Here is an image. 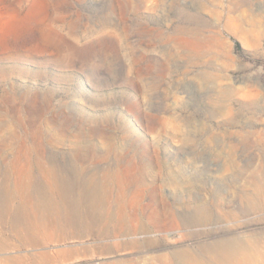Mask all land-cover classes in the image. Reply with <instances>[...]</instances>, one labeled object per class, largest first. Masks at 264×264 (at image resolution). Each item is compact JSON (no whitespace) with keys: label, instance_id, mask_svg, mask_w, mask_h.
Segmentation results:
<instances>
[{"label":"rangeland","instance_id":"374dc122","mask_svg":"<svg viewBox=\"0 0 264 264\" xmlns=\"http://www.w3.org/2000/svg\"><path fill=\"white\" fill-rule=\"evenodd\" d=\"M17 170L28 202L0 212V264H119L232 236L264 261V0H0L1 197ZM91 178L142 180L214 218L162 246L26 233Z\"/></svg>","mask_w":264,"mask_h":264},{"label":"bare ground","instance_id":"6f19581e","mask_svg":"<svg viewBox=\"0 0 264 264\" xmlns=\"http://www.w3.org/2000/svg\"><path fill=\"white\" fill-rule=\"evenodd\" d=\"M45 170V168H42L43 173L48 172ZM22 173H24V171ZM16 175L17 179H15V181L13 180V184L4 188V194L2 193L4 197H1L2 195L0 196V212L9 213L12 218L17 211L14 209L13 198L17 195L19 196V206L17 207L20 209H24L23 207L26 205V202H28L27 198H22L24 188L27 186L25 183L26 181H23L25 179H20L22 176L19 173ZM26 176L28 177V174ZM46 177L45 179H47ZM169 178L172 179L171 176ZM136 180L137 181H134L135 183H132V181L128 183L121 180L115 183H105L104 181L102 183L91 178L83 185L80 182L82 187L78 191L76 190L78 194L75 197H73L72 194L75 193L76 187L74 188V185L71 183L70 185H64L60 193L63 202L61 201V203H59V199L56 200L57 202L52 200L46 208V215L37 217L39 214L36 213L38 215L34 216L35 219H31L27 222L28 224L25 225L27 229L26 233L35 237L36 235H41L43 239L47 240L52 238L54 231H64L65 227H71V230H77V227L83 226L91 232L96 231L98 236L105 238V240L112 238V243L117 247L122 243L130 247H136L137 245L141 247L154 245L162 246L166 242L169 230L174 228L179 230L182 228L190 229L193 226H203L214 218L211 209L207 205L197 201L193 203L185 194L174 193L168 199L163 194H157V191L155 194H151L150 189L152 188L155 190L156 185L154 186L142 180ZM172 182L171 180V183ZM75 185L77 184L75 183ZM33 187H35L34 184ZM28 194H30V192ZM48 195L49 194L45 193L43 199L40 201L43 200L45 203L50 199ZM81 205L83 208L80 209ZM23 216H27V213L23 212ZM16 217H14V219ZM25 228L23 229L26 230ZM69 231L70 230H68V232ZM151 231H159L165 235L157 237L142 236L141 239H135L133 236L139 233L148 234ZM189 232L187 233L185 231L180 235V238L187 235L189 236ZM69 234H71V232ZM128 235H130V239L122 242L121 237H128ZM131 236L133 237L131 238ZM106 245L109 247L111 244ZM255 248L256 246L249 240L232 236L210 241L208 243H202L197 246H184V243H181L178 246H173V248H170L166 252H159L150 256H140V258L136 260L119 259V264H264V261H260L257 257ZM111 264H113V262H111Z\"/></svg>","mask_w":264,"mask_h":264}]
</instances>
